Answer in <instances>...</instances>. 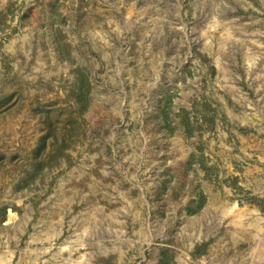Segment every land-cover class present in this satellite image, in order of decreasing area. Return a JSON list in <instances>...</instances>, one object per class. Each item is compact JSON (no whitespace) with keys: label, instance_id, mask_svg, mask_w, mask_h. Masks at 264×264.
Here are the masks:
<instances>
[{"label":"rangeland","instance_id":"1","mask_svg":"<svg viewBox=\"0 0 264 264\" xmlns=\"http://www.w3.org/2000/svg\"><path fill=\"white\" fill-rule=\"evenodd\" d=\"M0 264H264V0H0Z\"/></svg>","mask_w":264,"mask_h":264}]
</instances>
